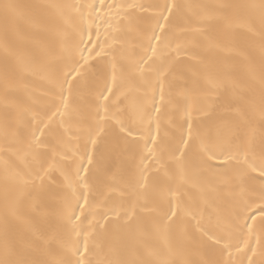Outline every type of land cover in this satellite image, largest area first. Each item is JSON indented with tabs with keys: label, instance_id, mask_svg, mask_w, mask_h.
<instances>
[{
	"label": "bare ground",
	"instance_id": "6f19581e",
	"mask_svg": "<svg viewBox=\"0 0 264 264\" xmlns=\"http://www.w3.org/2000/svg\"><path fill=\"white\" fill-rule=\"evenodd\" d=\"M73 61L81 77L61 98ZM101 89L110 119L96 116ZM189 124L186 160L201 140L264 151V0H0V259L261 264L264 178L225 157L181 178ZM244 203L251 235L217 243V215ZM237 237L255 255L225 247Z\"/></svg>",
	"mask_w": 264,
	"mask_h": 264
},
{
	"label": "snow or ice",
	"instance_id": "6c2138e0",
	"mask_svg": "<svg viewBox=\"0 0 264 264\" xmlns=\"http://www.w3.org/2000/svg\"><path fill=\"white\" fill-rule=\"evenodd\" d=\"M15 7L14 5L11 4H5L4 8H12ZM169 12H171V9L173 6H167ZM167 19V17H165ZM160 27H163L162 25ZM153 38L157 41L161 39L159 35L155 33V31L152 32L150 36L147 37L149 44L151 45V41ZM82 58L85 60L87 57H83V49H80ZM153 52H155V47H153ZM79 64V61H73L70 66L67 67V70L64 74V79L63 82L61 83V98H63V84L66 83L69 85V90L72 88L73 84V79H69L70 77L72 78H80L81 77V68L78 67L77 65ZM115 80V77H113ZM105 87L107 88V91L111 93L113 89L109 87L107 84H105ZM103 97L105 101L109 99V96L105 95L104 89H101L100 92L98 93L96 99H97V106H96V116L103 120L105 118H111L107 115L108 113V108L107 105H101L99 103L100 98ZM104 108L105 110V115L101 116L100 114V109ZM142 118V117H141ZM120 130L121 132L125 131V126L123 122H120ZM128 134H131L132 129L128 128L127 129ZM35 135V134H34ZM156 137H153V140L155 141ZM182 143L185 145L184 148H177L175 151H178L180 155L177 157L175 155V152H173V158L176 160L177 166L179 173L181 175V178H183L184 173L188 167L191 166L193 161H198V164L201 167H204L206 169H212L214 165L210 163L213 159H220L221 157H225L226 162L231 166L232 161H236V172L239 177H243L248 174L249 170L251 169L252 171H259L260 177L264 178V151H261L259 157H255L254 155H251V145L247 148L242 145L238 139L234 141L228 142L226 145H212L209 143H206L205 141L201 140L200 145H199V152L198 154L194 153L190 159H185L186 157L189 156V150L192 148L193 144L195 143L196 137L193 136L192 134V126L189 124V138L188 139H183L181 137ZM93 144L96 143L95 140L92 141ZM227 153V155H226ZM95 158L93 155L89 154V159L88 163L89 165L94 164ZM80 168H84L85 172H87L88 166L81 164L77 168V176H80ZM84 179H87V176L84 177ZM79 207L81 210L85 208L84 204H79V201H77ZM256 211L259 212L260 217H261V222L264 223V196L261 198L260 206L256 208ZM168 212H171V216H168ZM72 215H75V210H73ZM177 215V210L176 208L171 206V202L169 203V208L167 211L164 212V217L167 218L168 220H172L175 216ZM243 218L244 223L241 224L240 220ZM252 219L255 221L256 217L255 215H249V203H244L239 207V211L234 212L229 214L228 216L224 215H217L216 218V224L219 228H221V231L223 235L217 236L216 237V242L219 243L221 240L228 239L229 241L232 240V237L235 233H239L240 236H243V230L245 227L248 229V235H251V231L253 228L252 224H248V220ZM71 219V216L69 217ZM79 219V217H77ZM210 239L212 238L211 236L209 237ZM235 246L238 251H242L245 246H248L251 251L253 252V255H255V249L251 248V246L248 244V240L245 239L243 244L240 243V237H237L235 245L228 243L225 245V247H233ZM76 251H79V248L77 247ZM247 253H245L246 255ZM262 255H264V250H262ZM0 264H24L22 261H13L9 258V252L7 247L5 248V253H4V258L0 259ZM35 264H39V262H35ZM77 264H80V262H77ZM249 264H256V261L252 258L249 257ZM261 264H264V261H261Z\"/></svg>",
	"mask_w": 264,
	"mask_h": 264
}]
</instances>
